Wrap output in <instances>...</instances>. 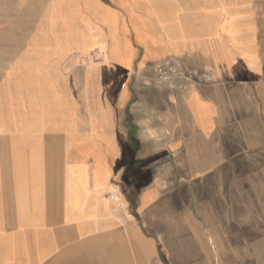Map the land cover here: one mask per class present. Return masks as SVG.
I'll return each instance as SVG.
<instances>
[{
	"label": "crops",
	"instance_id": "obj_1",
	"mask_svg": "<svg viewBox=\"0 0 264 264\" xmlns=\"http://www.w3.org/2000/svg\"><path fill=\"white\" fill-rule=\"evenodd\" d=\"M250 161L264 0H0V241L41 235L22 264H264Z\"/></svg>",
	"mask_w": 264,
	"mask_h": 264
},
{
	"label": "rangeland",
	"instance_id": "obj_2",
	"mask_svg": "<svg viewBox=\"0 0 264 264\" xmlns=\"http://www.w3.org/2000/svg\"><path fill=\"white\" fill-rule=\"evenodd\" d=\"M171 67L174 68L175 76L177 79L183 81L186 80L187 76L179 66L173 65ZM86 152L90 154V149L85 151V153ZM244 153L247 154L250 153V151L244 150ZM263 167H264V161L240 162V168H239L240 186L242 185L251 186L252 184H254L255 186L262 185L264 181V177H259V173L261 172L260 169H262ZM54 181L55 179L48 178V191H51L52 190L51 187L55 186ZM97 192H98L97 189H95L93 197L90 196L88 198V196H86L85 197L86 199L84 201L86 202L89 201L90 203L91 202L96 203L98 201V196H100V195H96ZM59 196H60L59 194H56L54 192L48 193V206L45 211L48 222L54 221L55 218L60 215V212H63V210H60L58 208V206L60 205ZM109 197L112 201H117V202L119 201V197L116 195L113 197L112 193L111 195H109ZM88 216H92V214L89 213ZM40 240H41V235L39 231L36 229V227H26L25 235L21 237V239L14 241L13 248L9 245V247L6 249L5 248L6 242L0 241V264H22L23 258L21 257L24 256L25 254H26L25 256H28L30 260L38 261L36 255L41 246ZM4 254H7V256H4ZM49 262L50 259L48 258V264H50Z\"/></svg>",
	"mask_w": 264,
	"mask_h": 264
},
{
	"label": "built area",
	"instance_id": "obj_3",
	"mask_svg": "<svg viewBox=\"0 0 264 264\" xmlns=\"http://www.w3.org/2000/svg\"><path fill=\"white\" fill-rule=\"evenodd\" d=\"M160 74L162 75L163 79L166 80V79H171L172 77L173 78H176L175 76V72H174V68L173 67H168V69H165V70H159Z\"/></svg>",
	"mask_w": 264,
	"mask_h": 264
},
{
	"label": "bare ground",
	"instance_id": "obj_4",
	"mask_svg": "<svg viewBox=\"0 0 264 264\" xmlns=\"http://www.w3.org/2000/svg\"><path fill=\"white\" fill-rule=\"evenodd\" d=\"M93 197V196H92ZM96 200V199H95ZM86 202V201H85Z\"/></svg>",
	"mask_w": 264,
	"mask_h": 264
}]
</instances>
